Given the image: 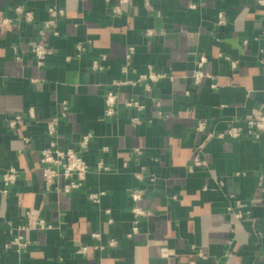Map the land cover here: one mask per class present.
<instances>
[{"label": "crops", "instance_id": "1", "mask_svg": "<svg viewBox=\"0 0 264 264\" xmlns=\"http://www.w3.org/2000/svg\"><path fill=\"white\" fill-rule=\"evenodd\" d=\"M20 5L35 22L15 12ZM119 5L0 0V264H264V138L218 137L264 106V5L130 0L114 15ZM50 7L65 15L47 30ZM37 42L53 50L43 67L32 53ZM202 57L212 78L197 84L192 75ZM149 67L165 78L138 82ZM109 91L117 94L113 116L106 115ZM18 115L23 121L12 129ZM54 117L61 146L90 167L70 193L60 190L67 184L61 177L47 190L42 176L46 123ZM203 143L205 165L193 167ZM100 161L107 171H95ZM10 168L20 176L4 198ZM133 191L143 195L136 204ZM100 193L94 203L91 195ZM135 205L152 216L129 238ZM31 210L50 228L19 232ZM17 234L30 242L26 251L4 248ZM113 238L116 248L108 246Z\"/></svg>", "mask_w": 264, "mask_h": 264}, {"label": "built area", "instance_id": "2", "mask_svg": "<svg viewBox=\"0 0 264 264\" xmlns=\"http://www.w3.org/2000/svg\"><path fill=\"white\" fill-rule=\"evenodd\" d=\"M130 0H120V5L116 6L113 9L114 15H120L122 13V5L128 4ZM261 5H264V0H259ZM15 12L20 15L23 20L31 24L36 21L35 14L26 9L23 5L17 6L15 8ZM49 19L44 23L45 29H52L55 27L57 21L64 17L65 11L63 9H59L56 7H50L48 9ZM224 16L220 15V23H224ZM9 21L5 19L2 21L1 25H8ZM76 49L80 52L83 50L82 45H78ZM32 53L36 59V64L38 67H43L46 63L47 58L52 55L53 50L51 47L45 43L37 42L32 45ZM133 53V49L129 50V54L127 56L128 60L131 59V55ZM206 62V58L202 57L199 62V69L196 70L193 75V81L197 84L201 83L203 79H211L212 77L205 73L201 68ZM231 66L233 69L236 68L237 62L231 61ZM94 69H100L98 63H94ZM165 78L163 73H158L153 70V68L149 67L148 72L139 77L138 82H148V83H156L159 80ZM33 82H37L33 80ZM215 87V85H213ZM148 91L152 89L147 87ZM117 103V94L114 91H109L106 94V115L113 116L115 114V105ZM128 106H138L137 103H133V101L127 104ZM28 115L31 118H35V110L30 109L28 111ZM59 118L54 117L49 119L46 123L47 127V135L50 139L49 146L44 149L41 153L40 163L42 166V176L45 184V188L47 190H51L57 185V180L61 177L67 184L64 185L60 190H63L66 193H70L72 191L78 190L82 187L83 182L85 181L88 173L90 172V167L86 163V161L82 158L80 154L75 152L72 149H65L61 146L58 141V125ZM23 121V117L18 115L9 120V126L14 129L19 126ZM134 122H138L137 119H134ZM198 132H205V123H199L197 127ZM229 137L232 140H238L243 138H252L257 140L259 138H264V106L261 110L255 111L250 116H248L245 120V125L243 127L231 126L228 128L226 133H221L218 137ZM212 138V135H209L207 140ZM90 141V135H86L81 139V145L86 147ZM24 142L26 144L30 143L28 138H24ZM205 144L203 143L199 149L196 151L194 158L192 159L193 167H202L205 165V162L201 159V153L204 150ZM108 167L104 165L102 161L98 163L95 168L96 172L107 171ZM20 171L15 168H10L3 174L2 183L3 188L1 194L4 198H7L10 194L11 189L17 184L20 176ZM58 188V187H57ZM59 189V188H58ZM104 193H100L97 195H91V200L94 203L99 202V199L103 196ZM142 193L140 191H133L131 194V198L134 203H138L142 199ZM132 213L134 215V227L132 229V233L128 235L131 238L134 234L138 232V224L140 223L141 218L148 219L152 216L150 211H147L140 206L135 205L132 209ZM27 226H20L17 228L19 232H24L27 229H48L50 228L43 220L38 218V211L31 210L27 213ZM12 234V233H11ZM98 237L99 235H94ZM30 242L24 238L22 234H17L12 236L8 242L4 245L5 249H16L17 251H26L29 248ZM108 246L110 248H116L118 246L117 239H111L109 241ZM87 251L86 247L81 248V252L85 253ZM200 257L205 259L204 254L200 253ZM191 264H197L195 262Z\"/></svg>", "mask_w": 264, "mask_h": 264}]
</instances>
